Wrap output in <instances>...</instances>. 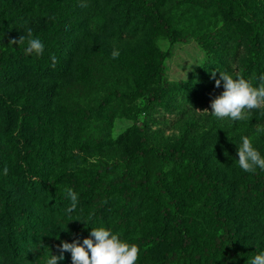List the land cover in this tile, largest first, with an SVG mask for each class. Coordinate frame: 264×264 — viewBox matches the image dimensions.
<instances>
[{
    "label": "rangeland",
    "instance_id": "1",
    "mask_svg": "<svg viewBox=\"0 0 264 264\" xmlns=\"http://www.w3.org/2000/svg\"><path fill=\"white\" fill-rule=\"evenodd\" d=\"M145 1L158 12L128 0L97 7L90 0H53L48 17L18 19L9 23L13 32L0 37V44L9 43L31 28L44 44L42 56L30 55L36 61L6 51L0 62V264H46L49 255H60L62 241L73 242L79 230L82 244L99 227L139 247L135 264H168L164 256L180 250L183 232L191 242L172 264H222L227 246L216 241L223 230L210 212L212 202L229 219L243 262L264 251V188L256 175L264 170L244 172L237 155L248 137L264 157V108L240 121L210 113L211 100L223 91L212 72L216 79L228 72L254 87L261 83L264 0H240L261 29L255 62L252 29L231 2ZM12 7L17 3L8 12ZM156 15L187 41L172 42L156 27ZM5 26L1 21L0 30ZM161 52L168 55L159 74ZM157 91L159 98L147 96ZM141 137L179 151L186 166L144 156ZM114 160L116 173L126 169L130 179L105 190L110 177L94 173ZM194 166L217 180V197L207 198ZM156 170L177 216L164 217ZM142 179L126 201V189ZM69 188L78 194L70 214ZM177 219L183 232L174 228ZM159 234L162 241L151 242ZM63 256L58 264H72L70 252Z\"/></svg>",
    "mask_w": 264,
    "mask_h": 264
},
{
    "label": "trees",
    "instance_id": "2",
    "mask_svg": "<svg viewBox=\"0 0 264 264\" xmlns=\"http://www.w3.org/2000/svg\"><path fill=\"white\" fill-rule=\"evenodd\" d=\"M53 0H0V5L2 4V6L0 7V22L3 21L6 26L4 29L0 30V37L2 38V35L7 32H13V29L11 27H9V23H14L16 22L18 19H30V18H40V17H48L47 12H45V8L47 6L48 2H51ZM109 0H90V2H92L94 4V6H99L101 4V2H107ZM129 2H139L141 3L140 5L144 4L145 6H149L148 9L150 10L149 13H154V12H158L157 8L153 7L152 5L148 4L150 3L145 1V0H128ZM229 2H231L232 4H234L238 10L241 12H243V15L245 16V18L248 21V25L249 27L252 29V36L249 39V45L252 47L253 49V54H254V62L258 61L259 59V51L256 48V44L258 43V38L260 36L261 33V29L260 26L257 22V20L248 12L244 11V7L242 6L240 0H227ZM17 3V7L16 9H14V7H12L11 11L8 12V7H10L11 5ZM8 14V16H7ZM13 18V19H12ZM22 19V20H23ZM155 25L157 28H159L160 30H162L168 37L169 39L174 42L176 40H183V41H187V36L184 37H177L174 31V28L171 26V24L167 23L163 17H161L160 15H156L155 17ZM10 28V29H8ZM124 29V28H123ZM124 30H122L121 32H123ZM2 40H6V39H2ZM45 40V38H44ZM51 44L54 45V41H51ZM27 44L24 45H11L8 42L6 43H2L0 44V62H2V59L4 57V54L6 53V51H12L15 52L16 54L18 53L21 57H25L30 59L31 61H36L32 56L30 55H25V52L20 50L26 47ZM168 55V52H161L157 61H156V68H157V73L161 74L162 73V66H163V60L164 58ZM13 76H9V79H12ZM115 93H120L117 94V96L119 95H123V92L118 91L117 88L114 89ZM144 93H147L146 91ZM112 94H114V92H112ZM162 93H160V91L157 92H149L148 93V97L150 98H159L161 96ZM116 95V94H115ZM141 149L140 152L146 156V155H152L156 158V160L160 163L164 162L165 160H172L174 161L176 164L180 165V166H186L185 163V159L184 156L181 155V153L173 148H161V147H156V146H152L149 144V142L146 140L145 137H141ZM119 165V161L118 160H114L111 161L110 163H107L106 165H104L103 167H99L96 171H95V175L97 177H101V176H109L110 177V181L107 184V186L105 187V190H111L113 189L115 186H121L123 185L127 180L130 179L129 176V171L126 169H121L118 173H116V167ZM194 170L196 173V176L198 177L199 180L205 181V186H206V194H207V198H214L217 197L216 194V187H217V180H214L212 178H210L209 176H207L204 172H202L197 166H194ZM156 186L159 190L158 194L160 196L163 197V200H165L166 202V206L163 208L164 212L166 213L164 215V217L167 216V214H172L174 216H177V213L174 212L175 210V201L169 197L166 192L163 191L162 189V185L164 183V178L162 175H160V171L156 170ZM257 175V179L259 180L260 184H262V188H264V174L263 175H258V173H256ZM143 180L141 181H136L135 183H132V185L130 187H128L125 191V200L128 201L131 198V195L133 194V192H135V190H137L138 188L141 187L140 184H143ZM145 181V180H144ZM210 212L212 213V216L217 224V226L223 230V233L221 235H219L216 239L217 243H221L222 241L226 242V246H227V250H226V255L224 257L223 263L222 264H248L246 262H243L239 256V251H238V239L235 235V233L233 232V230L230 227V222L229 219L223 215H221L219 213V209L218 206L216 205L215 202H212L210 204ZM174 228H176L178 231L183 232L184 228L180 226V222L179 219H177V221L175 222V226ZM79 233H76V236L72 237V240H77V236H79L80 234H82V231H79ZM7 233L9 234V230H7ZM183 236V241L180 247V250H174L170 253H167L164 256V260L166 263L168 264H172L175 262L178 254H185L184 253V249L190 244L191 240L190 237L187 235L186 232H183L182 234ZM162 241V235L159 234L158 237H156V241L155 239H152L151 242H156L159 243ZM72 243V241H71ZM51 257V255H49L48 259ZM63 262H61L62 264Z\"/></svg>",
    "mask_w": 264,
    "mask_h": 264
},
{
    "label": "clouds",
    "instance_id": "3",
    "mask_svg": "<svg viewBox=\"0 0 264 264\" xmlns=\"http://www.w3.org/2000/svg\"><path fill=\"white\" fill-rule=\"evenodd\" d=\"M81 7H87L86 3H81ZM27 45L24 48L25 55L42 56L44 53V44L38 37H33L32 29H27V37L20 36L18 40H10L11 45ZM119 57V51L113 50L112 58ZM53 66L57 58L52 55ZM219 79H216V73L211 76L215 80V87H221L223 82V91L213 98L210 103L211 114L217 118H229L232 121L247 119V113L253 109L264 108V75L259 77L261 83L254 87L242 76H234L228 72H219ZM199 111V110H198ZM204 112H209L204 110ZM227 155V153H226ZM238 165L247 173H254L257 168L264 170V157L253 147L248 137L242 138V144L238 147ZM7 167L4 174H7ZM66 195L70 199V206L66 209L67 213H72L78 204V194L71 188L66 190ZM71 222V221H70ZM60 255H52L46 261V264H58L59 260L64 258L63 253H71L72 264H135L138 260L140 249L136 244H129L113 234L110 230L99 227L92 228L89 238H84L82 244L77 240L69 243L62 241L58 246ZM250 264H264V251L256 254L250 261Z\"/></svg>",
    "mask_w": 264,
    "mask_h": 264
}]
</instances>
